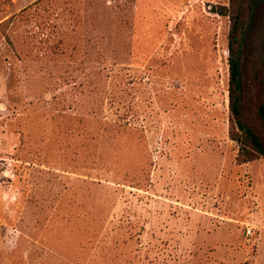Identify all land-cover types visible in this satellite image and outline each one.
<instances>
[{
    "label": "rangeland",
    "instance_id": "374dc122",
    "mask_svg": "<svg viewBox=\"0 0 264 264\" xmlns=\"http://www.w3.org/2000/svg\"><path fill=\"white\" fill-rule=\"evenodd\" d=\"M244 1L0 0V264H264V157L230 138L238 10L261 134Z\"/></svg>",
    "mask_w": 264,
    "mask_h": 264
},
{
    "label": "trees",
    "instance_id": "16d2710c",
    "mask_svg": "<svg viewBox=\"0 0 264 264\" xmlns=\"http://www.w3.org/2000/svg\"><path fill=\"white\" fill-rule=\"evenodd\" d=\"M247 14L252 16L258 7V0H245ZM244 13L238 12L231 17L232 25L228 42L229 69V112L231 121L230 138L238 144V154L243 160L264 157V104L257 109L261 134H258L244 119L242 112V78L239 61L243 39L242 21Z\"/></svg>",
    "mask_w": 264,
    "mask_h": 264
},
{
    "label": "built area",
    "instance_id": "2783aa9c",
    "mask_svg": "<svg viewBox=\"0 0 264 264\" xmlns=\"http://www.w3.org/2000/svg\"><path fill=\"white\" fill-rule=\"evenodd\" d=\"M251 231L250 230H248V234L250 233Z\"/></svg>",
    "mask_w": 264,
    "mask_h": 264
}]
</instances>
